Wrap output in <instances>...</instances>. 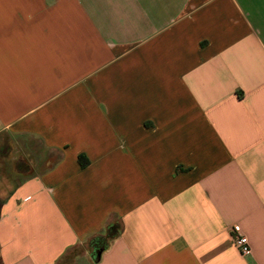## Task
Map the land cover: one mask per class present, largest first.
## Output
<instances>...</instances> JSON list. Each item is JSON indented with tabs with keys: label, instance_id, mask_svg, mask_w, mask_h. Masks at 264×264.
Instances as JSON below:
<instances>
[{
	"label": "crops",
	"instance_id": "obj_1",
	"mask_svg": "<svg viewBox=\"0 0 264 264\" xmlns=\"http://www.w3.org/2000/svg\"><path fill=\"white\" fill-rule=\"evenodd\" d=\"M5 134L0 264H264V0H0Z\"/></svg>",
	"mask_w": 264,
	"mask_h": 264
},
{
	"label": "trees",
	"instance_id": "obj_2",
	"mask_svg": "<svg viewBox=\"0 0 264 264\" xmlns=\"http://www.w3.org/2000/svg\"><path fill=\"white\" fill-rule=\"evenodd\" d=\"M82 167L88 165L89 161L84 155L79 156ZM122 232V224L119 222L111 223L104 233L96 236L90 242L91 256L94 261H98L102 254L108 249L110 242L116 239Z\"/></svg>",
	"mask_w": 264,
	"mask_h": 264
},
{
	"label": "rangeland",
	"instance_id": "obj_3",
	"mask_svg": "<svg viewBox=\"0 0 264 264\" xmlns=\"http://www.w3.org/2000/svg\"><path fill=\"white\" fill-rule=\"evenodd\" d=\"M10 141H11V138L8 135L5 134V135L0 136V170H3L5 168L8 170V167L10 168L16 167L18 161L20 162L18 163V165L30 166L32 161L31 159L27 157L24 158L20 156V159L18 158L14 159V158H10L11 157L10 155L9 159L7 160L3 158V156L6 155V153L10 150V148L8 147L9 144H11ZM2 146H5V147H2Z\"/></svg>",
	"mask_w": 264,
	"mask_h": 264
},
{
	"label": "built area",
	"instance_id": "obj_4",
	"mask_svg": "<svg viewBox=\"0 0 264 264\" xmlns=\"http://www.w3.org/2000/svg\"><path fill=\"white\" fill-rule=\"evenodd\" d=\"M234 244L242 256H248L252 253L249 238L241 231L234 229Z\"/></svg>",
	"mask_w": 264,
	"mask_h": 264
}]
</instances>
